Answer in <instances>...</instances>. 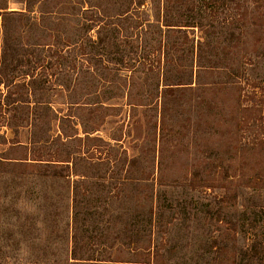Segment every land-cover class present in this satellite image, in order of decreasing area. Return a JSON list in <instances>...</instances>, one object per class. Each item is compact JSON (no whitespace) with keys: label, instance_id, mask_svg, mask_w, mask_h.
Returning a JSON list of instances; mask_svg holds the SVG:
<instances>
[{"label":"rangeland","instance_id":"374dc122","mask_svg":"<svg viewBox=\"0 0 264 264\" xmlns=\"http://www.w3.org/2000/svg\"><path fill=\"white\" fill-rule=\"evenodd\" d=\"M24 1L0 5L18 10ZM140 1L134 20L158 14L198 26L135 31L128 19L101 58L45 48L40 63L31 45L47 43L48 32H9L15 46L0 64V264H264V0ZM45 22L62 37L73 32ZM30 138L50 145L15 143ZM82 150L89 160L77 169L90 175L80 183L89 192L76 210L87 238L74 247L77 179L61 162L31 159Z\"/></svg>","mask_w":264,"mask_h":264},{"label":"trees","instance_id":"16d2710c","mask_svg":"<svg viewBox=\"0 0 264 264\" xmlns=\"http://www.w3.org/2000/svg\"><path fill=\"white\" fill-rule=\"evenodd\" d=\"M50 0H25L24 1V8L18 9V10H12L7 5L3 6L0 5V8L4 9L2 12H0L1 16V31H2V51L0 54V64H4L8 62L7 53L11 49L13 50L15 43L14 40L9 38V32H12V30L19 28V32L22 33L21 28H30L35 27L37 29H41L43 31V36L48 32L47 38L48 42L45 43L44 41H41L40 38H37L35 43H33L32 46V53L35 55V58L37 60V63H40L42 61L41 56L44 55L45 48H51L52 49V56H60L62 49L69 50L72 49V51L76 54V56H93V57H102L103 51L100 48H105L107 45L109 48H111L113 42H116L118 39H121L122 36H124L125 27H123V21L125 20H133L134 23L131 28L132 30L142 29L143 26L148 25H154L157 26L160 31H162V27H166L167 29H173L174 26H185L187 28H191L193 30L194 26L198 25H189L187 23L184 24H170L167 20L161 21L159 19V15L153 20H150V18H146L145 21L139 22L138 19L134 20L136 14H139V11H141L140 7L144 4L143 1L140 0H120L118 1H111L109 3L108 1H101V0H68V1H61V7L57 10L56 5L53 7L55 9H47L42 8V5L44 3L49 2ZM146 1V0H145ZM154 2V1H153ZM40 4V5H39ZM70 5V7L67 6ZM35 5L37 7L39 6V9L36 11L34 9ZM46 9V10H43ZM159 13V12H158ZM25 19V22H24ZM46 20H50L53 24H62L65 26H70L72 28V34H68L67 36L62 37V31L59 28H55L54 25H46ZM139 22V23H138ZM201 27L205 28V25H201ZM25 28V29H26ZM203 32V31H202ZM203 37H200L199 41ZM204 39V38H203ZM57 40V41H55ZM198 41V42H199ZM58 42H63V44H60ZM61 48L58 50L57 49ZM99 47V50H98ZM87 49L91 50L86 51ZM200 51V45L198 47ZM37 52V54H36ZM17 53H19V50L17 49L16 55L13 57L17 58ZM21 62V60H19ZM202 64H199L198 66L201 67ZM26 103L25 101H23ZM38 101L37 103H39ZM28 103V102H27ZM39 104H43L44 110L46 109L51 110L52 105L50 101H44L40 102ZM74 104V103H71ZM77 104V103H75ZM52 111H54L52 109ZM53 117H49V121H52ZM83 134L87 137H91L89 131H83ZM64 139L71 138L69 135H64L62 133L59 134ZM49 138L48 139H42L37 138L28 141V143H20L16 141V144L22 145V146H29V145H38V144H49ZM14 144V143H13ZM48 155L53 157L51 150H48ZM87 154V151H69L67 158L65 159H43V158H33L32 161L38 162V163H44V164H50L51 162H61L62 164H65L68 167V170L71 171L76 177L77 180L74 181V184L72 185V203H74L75 211L73 214V242L74 247L82 240H85V238L82 237V235H78V231H81V229L78 226L79 221V212L76 210V207L78 208L79 196L86 195L87 192H89L85 186V188L81 189L80 183H85L86 179L89 178L90 175L85 174L81 171H78L77 169V161L78 159H87L89 160L88 156H85ZM28 161V158L19 159L20 162ZM30 160V161H31ZM16 161V160H15ZM102 224V222L100 223ZM231 230L235 234V225L234 223L231 224ZM119 238V239H118ZM117 241L115 242H122L123 239L120 237H117ZM84 243V241H83ZM122 244V243H121ZM73 258L74 259H84L83 257H76V252L73 248ZM236 253H233V258L235 260Z\"/></svg>","mask_w":264,"mask_h":264},{"label":"crops","instance_id":"0c3cea01","mask_svg":"<svg viewBox=\"0 0 264 264\" xmlns=\"http://www.w3.org/2000/svg\"><path fill=\"white\" fill-rule=\"evenodd\" d=\"M4 9L0 8V12H2ZM2 51V31H1V16H0V54Z\"/></svg>","mask_w":264,"mask_h":264}]
</instances>
